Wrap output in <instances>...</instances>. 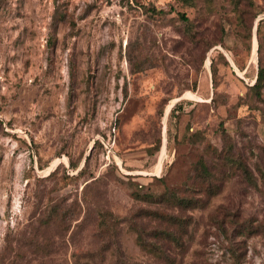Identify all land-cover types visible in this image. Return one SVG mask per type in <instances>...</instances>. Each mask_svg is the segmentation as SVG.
Here are the masks:
<instances>
[{"label": "rangeland", "instance_id": "obj_1", "mask_svg": "<svg viewBox=\"0 0 264 264\" xmlns=\"http://www.w3.org/2000/svg\"><path fill=\"white\" fill-rule=\"evenodd\" d=\"M262 18L264 0H0V264H264ZM192 179L193 208L140 200ZM156 209L189 218L182 250L153 238Z\"/></svg>", "mask_w": 264, "mask_h": 264}, {"label": "trees", "instance_id": "obj_2", "mask_svg": "<svg viewBox=\"0 0 264 264\" xmlns=\"http://www.w3.org/2000/svg\"><path fill=\"white\" fill-rule=\"evenodd\" d=\"M264 18L260 19L259 21H263ZM258 23V29L261 28V23ZM264 89V65L259 66L256 78L254 83L250 86V90L254 91L256 95H260L261 91ZM181 107V103L177 102L170 110V114L177 111ZM231 161L229 159L228 163ZM73 168H77L76 165L71 164ZM196 170L198 174L203 177L204 183L206 187L204 188L208 194L212 193L211 187V180L209 178V174L205 167V161L200 159L196 164ZM194 181H187L179 190H167L157 196L153 194H143L140 197V200L148 203V204H171L181 210L193 208L197 205V201L194 196H191L189 193L193 192L194 189ZM202 185V184H198ZM144 215L148 216L149 218L160 222L161 224H165L164 227L155 228L153 230V238L157 241L170 243L176 249L182 250L184 248L183 242V235L186 233L187 226L189 225V218L183 217L179 214H171L156 210H144ZM138 241L143 249H146L150 252L156 253L158 257H165L164 252L162 251L161 244L147 242L145 239L143 232L140 230L138 233ZM120 264H129L124 261H121ZM130 264H137V263H130Z\"/></svg>", "mask_w": 264, "mask_h": 264}, {"label": "built area", "instance_id": "obj_3", "mask_svg": "<svg viewBox=\"0 0 264 264\" xmlns=\"http://www.w3.org/2000/svg\"><path fill=\"white\" fill-rule=\"evenodd\" d=\"M130 3H133V0H129Z\"/></svg>", "mask_w": 264, "mask_h": 264}]
</instances>
